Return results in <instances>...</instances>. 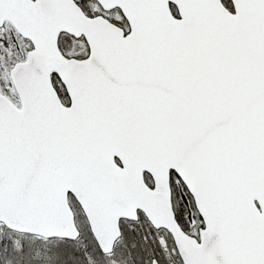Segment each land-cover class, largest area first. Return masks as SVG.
<instances>
[{
  "label": "snow or ice",
  "instance_id": "6c2138e0",
  "mask_svg": "<svg viewBox=\"0 0 264 264\" xmlns=\"http://www.w3.org/2000/svg\"><path fill=\"white\" fill-rule=\"evenodd\" d=\"M0 264H264V0H0Z\"/></svg>",
  "mask_w": 264,
  "mask_h": 264
}]
</instances>
